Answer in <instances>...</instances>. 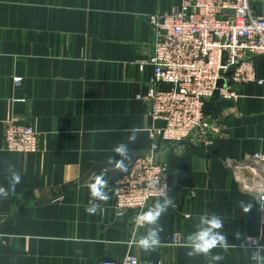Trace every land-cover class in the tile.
I'll use <instances>...</instances> for the list:
<instances>
[{"label":"crops","instance_id":"obj_1","mask_svg":"<svg viewBox=\"0 0 264 264\" xmlns=\"http://www.w3.org/2000/svg\"><path fill=\"white\" fill-rule=\"evenodd\" d=\"M183 2L0 0V185L7 187L9 163L21 175L15 192L0 197V264H101L127 255L154 264H208L204 257H186L181 247L204 213L223 219L222 231L235 245L227 253L214 250L225 257L217 264H253V249L241 245L247 238L264 245V224L244 178L252 188L260 185L264 169L254 177L255 170L237 171L228 162L264 158V56L254 64L263 84L236 86L238 99L216 96L209 103L207 119L220 126L210 146L194 138L173 146L158 139V158L176 186L175 206L159 220L161 245L151 252L137 247L132 241L145 229H136L132 213L116 216L112 184L122 172L106 160L120 159L112 149L127 142L132 127L141 131L129 144L131 157L148 152L152 142L154 122L142 99L155 69L140 71L153 54L149 19L180 10ZM252 6L263 13L264 2ZM8 121L40 131L36 153L5 150ZM103 170L111 198L102 212L89 215L86 184ZM239 201L252 210L242 213Z\"/></svg>","mask_w":264,"mask_h":264},{"label":"built area","instance_id":"obj_2","mask_svg":"<svg viewBox=\"0 0 264 264\" xmlns=\"http://www.w3.org/2000/svg\"><path fill=\"white\" fill-rule=\"evenodd\" d=\"M264 0H184L182 8L170 13L153 15L152 53L140 63V71L152 66V87L142 101L146 104L154 125L150 129L149 151L131 157L128 172H122L112 184L116 216L145 211L151 202L160 199L162 186L171 196L176 186L168 180V165L158 158V139L176 145L194 138L210 146L220 126L207 119L209 103L219 96L224 100L239 98L236 86L258 81L255 60L264 56V11L255 14L252 4ZM222 82V84H220ZM20 84L21 79H16ZM162 86H169L164 90ZM40 131L33 125L13 121L5 124L4 148L10 153L34 154L39 149ZM239 171L242 167L256 171L264 169L262 154L250 156L243 163L228 162ZM258 173V174H257ZM151 179L160 183L150 186ZM251 187L244 178L247 190L256 194L261 223L264 224V179ZM260 245L257 238H248ZM4 243L0 237V246ZM178 243V237H174ZM101 264H154L127 255L123 260H107ZM162 264V263H158Z\"/></svg>","mask_w":264,"mask_h":264},{"label":"clouds","instance_id":"obj_3","mask_svg":"<svg viewBox=\"0 0 264 264\" xmlns=\"http://www.w3.org/2000/svg\"><path fill=\"white\" fill-rule=\"evenodd\" d=\"M127 142L118 143L112 152L118 155L120 159H115L114 155L107 158L106 162L111 164L115 170L120 172H128V161L131 159L129 144L135 143L138 139V134L141 131L137 127H132L129 130ZM86 187L89 191V200L85 206V211L89 215H95L102 212V204L110 200L109 182L107 179V170L94 172L88 179ZM21 182V175L17 172L14 166L9 163L7 166V187L0 185V197L7 199L10 194L15 192L16 186ZM160 183L157 179H151L149 184L154 186ZM166 185L162 186L161 197L148 206L145 211L139 212L134 217L136 229H145L144 233L139 238H134L132 243L141 248L145 252L154 251L161 245L160 233L163 232V226L159 220L163 214L167 212L169 207H174V200L167 194ZM242 213H248L252 210L251 203L239 201L236 205ZM223 219L215 213H204L198 217V222L194 224L193 231L184 237L181 247L186 249L185 255L190 259L196 257H204L208 260V264H217L225 257L220 253H214V250L221 249L227 253L230 247L235 245L230 244L227 236L223 233ZM238 238V237H237ZM251 252L250 259L253 264H264V245H257L255 241ZM241 246L247 247L248 243Z\"/></svg>","mask_w":264,"mask_h":264},{"label":"rangeland","instance_id":"obj_4","mask_svg":"<svg viewBox=\"0 0 264 264\" xmlns=\"http://www.w3.org/2000/svg\"><path fill=\"white\" fill-rule=\"evenodd\" d=\"M220 84H222V82H220ZM248 239V238H247Z\"/></svg>","mask_w":264,"mask_h":264}]
</instances>
